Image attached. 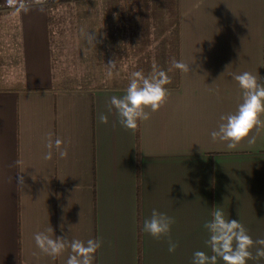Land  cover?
<instances>
[{
  "label": "crops",
  "instance_id": "obj_1",
  "mask_svg": "<svg viewBox=\"0 0 264 264\" xmlns=\"http://www.w3.org/2000/svg\"><path fill=\"white\" fill-rule=\"evenodd\" d=\"M80 6L54 10L53 36L46 5L27 14L0 8V264H65L70 250L53 259L35 245L34 234L49 226L68 239L99 238L94 264H191L197 250L211 255L203 224L214 207L239 220L254 241L264 238V128L253 132L255 144L245 140L231 151L210 137L219 117L242 101L233 74L264 78V0ZM143 14L153 15L143 21ZM174 14L179 61L190 72L179 70V86L168 88L165 104L139 124L137 156L135 132L120 126L109 100L124 94L125 76L161 67L146 62L158 38L152 26ZM57 46L69 56L53 54ZM63 75L89 84L64 88ZM101 113L108 124L98 122ZM49 133L64 141L66 159L42 158ZM153 209L175 218L174 253L167 238L141 231Z\"/></svg>",
  "mask_w": 264,
  "mask_h": 264
},
{
  "label": "clouds",
  "instance_id": "obj_2",
  "mask_svg": "<svg viewBox=\"0 0 264 264\" xmlns=\"http://www.w3.org/2000/svg\"><path fill=\"white\" fill-rule=\"evenodd\" d=\"M47 0H5V6L12 9L14 14H27L34 8L44 10ZM90 44H95V37L86 34ZM171 67L165 71L153 65L152 71L144 75L141 71L131 74L127 87L122 96L113 95L108 104V111L115 113L118 123L124 129L135 132L140 123L151 118V114L160 110L170 95L166 87L171 84L168 72L173 69L182 73L190 72V65L171 60ZM108 76H112L115 62L107 64ZM233 79L238 83L242 92V101L238 104L235 112L223 114L219 117L217 127L210 132L213 142H223L226 150H236L245 140L249 145L255 144L256 135L264 128V78L259 74L245 71L233 74ZM98 122L108 124V116L101 113ZM47 151L42 158L51 161L54 153L60 159L68 157V150L64 147V141L57 137L52 138L49 133L45 140ZM24 185L23 176L19 177L18 187ZM175 224V218L166 213L152 210L151 216L143 221L141 231L154 239L167 238L168 251L174 253L178 244L171 238V229ZM203 228L208 233L205 241L211 255L202 250L193 253L191 264H218L222 260L224 264H247L249 260L264 259V238L253 240L248 234L246 227L238 220L229 219L220 207H214L211 219L205 221ZM63 232L64 225H60ZM71 231V226H70ZM34 241L39 251L53 259L70 250L65 264H94L95 254L102 247L99 238H89L86 241L80 239H68L65 236H56L53 228L49 226L44 231L34 234ZM255 248V254L252 249Z\"/></svg>",
  "mask_w": 264,
  "mask_h": 264
},
{
  "label": "trees",
  "instance_id": "obj_3",
  "mask_svg": "<svg viewBox=\"0 0 264 264\" xmlns=\"http://www.w3.org/2000/svg\"><path fill=\"white\" fill-rule=\"evenodd\" d=\"M88 0H51L46 3V8L49 10V14L47 16L48 24L51 29L52 36L54 35V30H57L56 24L59 23V17L55 14L54 10L58 8L59 6L67 5L69 12H76L77 6H80V3ZM73 3L72 5H70ZM83 12L82 15L85 13L84 8H82ZM153 14H149V16H146V14H143L141 20H148ZM144 27V26H143ZM152 30L156 32L158 38L157 42L152 41V43H149L151 45V50L148 52V56L150 57L147 59V63H157L161 64L160 69H163L165 71L168 70V67L171 66V60L172 58H175L179 61V51H178V39H179V32H178V19L177 16L174 14L172 17V20L170 21V18L166 21V25H158V26H152ZM145 47V46H144ZM59 46H57V49ZM53 54L55 53V50L53 51ZM168 58V59H167ZM145 61V60H143ZM165 66H168L167 68ZM147 75V74H144ZM168 75L171 78V84L167 85V88H177L180 83V73L179 70L173 69L171 72H168ZM54 77V76H53ZM59 81L63 84V87H70L74 89H78L81 87H86L88 85L89 80L86 79V77L82 76H69V75H63L58 76ZM131 76H125V79L122 80L121 85H119L121 88H125L128 85L129 79ZM113 86V85H112ZM110 87V86H109ZM138 129L135 131V138H136V149H137V156H138Z\"/></svg>",
  "mask_w": 264,
  "mask_h": 264
},
{
  "label": "rangeland",
  "instance_id": "obj_4",
  "mask_svg": "<svg viewBox=\"0 0 264 264\" xmlns=\"http://www.w3.org/2000/svg\"><path fill=\"white\" fill-rule=\"evenodd\" d=\"M69 53H70V52H69L68 50H61V49H59V48L56 50V54H57V56H61V57H63V58H64L65 56H67V55L69 56ZM61 57H60V58H61ZM60 63H62V62H60Z\"/></svg>",
  "mask_w": 264,
  "mask_h": 264
},
{
  "label": "built area",
  "instance_id": "obj_5",
  "mask_svg": "<svg viewBox=\"0 0 264 264\" xmlns=\"http://www.w3.org/2000/svg\"><path fill=\"white\" fill-rule=\"evenodd\" d=\"M0 8H8L5 6V0L0 1Z\"/></svg>",
  "mask_w": 264,
  "mask_h": 264
}]
</instances>
